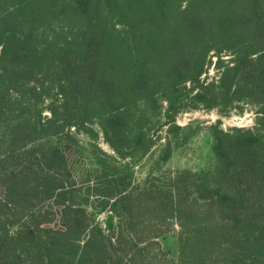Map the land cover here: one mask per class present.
Segmentation results:
<instances>
[{
	"label": "trees",
	"instance_id": "trees-1",
	"mask_svg": "<svg viewBox=\"0 0 264 264\" xmlns=\"http://www.w3.org/2000/svg\"><path fill=\"white\" fill-rule=\"evenodd\" d=\"M242 104L210 169L134 184L180 112ZM0 264H264V0H0Z\"/></svg>",
	"mask_w": 264,
	"mask_h": 264
},
{
	"label": "rangeland",
	"instance_id": "rangeland-1",
	"mask_svg": "<svg viewBox=\"0 0 264 264\" xmlns=\"http://www.w3.org/2000/svg\"><path fill=\"white\" fill-rule=\"evenodd\" d=\"M217 72L209 68L208 76L216 78ZM243 111L238 112L236 109L231 108L228 114L219 113L216 109L205 110L198 109H185L177 116V123L183 128L178 132L175 146L171 150L170 155L161 161H157V151L164 143V138L168 133V128L163 126L158 133L161 135V140L155 149L137 161L131 162L128 157H114L116 164L129 162L132 170V179L134 184H139L143 181L155 182L163 181L165 176L174 175L178 170L187 169L191 172L210 169L215 162L214 153L212 150L213 136L210 132V124L214 123L218 118L220 122L218 128L222 130H230L233 127H250L253 124L255 113L251 108L242 104ZM153 131V130H152ZM77 139L81 146L85 148V154L93 150L92 144H96L102 150L113 155L112 150L102 140L99 135L95 139H91L84 130L77 132ZM154 153V155H153ZM98 154L99 151H98ZM86 155L76 154V170L81 175L83 167L92 165L87 163ZM103 156V155H102ZM85 171V170H84ZM85 176V173L83 174ZM81 184V181L78 180ZM146 195L156 198L161 193L157 189H146ZM103 215H100L102 218ZM99 218V219H100ZM170 231L160 239L161 246L168 252V255L176 261L177 257V239L176 231L177 225L170 224Z\"/></svg>",
	"mask_w": 264,
	"mask_h": 264
}]
</instances>
